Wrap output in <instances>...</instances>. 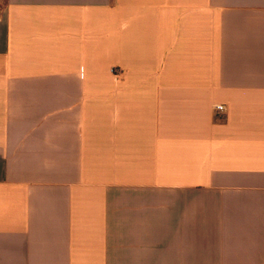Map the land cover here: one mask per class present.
Instances as JSON below:
<instances>
[{"label":"crops","instance_id":"crops-1","mask_svg":"<svg viewBox=\"0 0 264 264\" xmlns=\"http://www.w3.org/2000/svg\"><path fill=\"white\" fill-rule=\"evenodd\" d=\"M0 264H264V0H0Z\"/></svg>","mask_w":264,"mask_h":264},{"label":"built area","instance_id":"built-area-1","mask_svg":"<svg viewBox=\"0 0 264 264\" xmlns=\"http://www.w3.org/2000/svg\"><path fill=\"white\" fill-rule=\"evenodd\" d=\"M218 111H223L224 110V107L223 106H218Z\"/></svg>","mask_w":264,"mask_h":264}]
</instances>
